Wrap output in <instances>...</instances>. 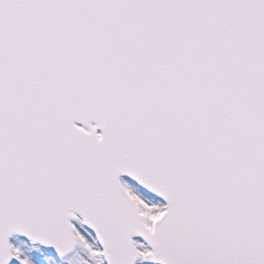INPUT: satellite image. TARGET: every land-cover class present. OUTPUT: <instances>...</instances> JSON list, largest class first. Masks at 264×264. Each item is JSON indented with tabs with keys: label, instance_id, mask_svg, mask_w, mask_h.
Instances as JSON below:
<instances>
[{
	"label": "snow or ice",
	"instance_id": "6c2138e0",
	"mask_svg": "<svg viewBox=\"0 0 264 264\" xmlns=\"http://www.w3.org/2000/svg\"><path fill=\"white\" fill-rule=\"evenodd\" d=\"M0 264H264V0H0Z\"/></svg>",
	"mask_w": 264,
	"mask_h": 264
}]
</instances>
